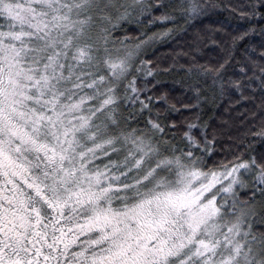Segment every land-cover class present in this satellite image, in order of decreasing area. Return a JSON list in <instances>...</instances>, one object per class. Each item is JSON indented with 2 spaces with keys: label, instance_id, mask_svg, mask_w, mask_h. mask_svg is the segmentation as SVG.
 Returning a JSON list of instances; mask_svg holds the SVG:
<instances>
[{
  "label": "snow or ice",
  "instance_id": "6c2138e0",
  "mask_svg": "<svg viewBox=\"0 0 264 264\" xmlns=\"http://www.w3.org/2000/svg\"><path fill=\"white\" fill-rule=\"evenodd\" d=\"M0 264H264V0H0Z\"/></svg>",
  "mask_w": 264,
  "mask_h": 264
},
{
  "label": "trees",
  "instance_id": "16d2710c",
  "mask_svg": "<svg viewBox=\"0 0 264 264\" xmlns=\"http://www.w3.org/2000/svg\"><path fill=\"white\" fill-rule=\"evenodd\" d=\"M211 2L216 3L217 5H221L224 0H211ZM227 17V13L223 12L222 9H218L216 13H210L209 18L205 19L203 21V25H197V28L194 30H190V31H199V29L201 27L204 28H209V27H220V24L223 23L226 26H228L229 30L231 31L232 28L234 26L237 25V22L231 19H226ZM130 36H136L137 33L135 32H130L129 33ZM259 37H253L252 38V43H259ZM171 49H167V48H162L160 51V56L163 57L166 53L170 52ZM201 55L205 58V59H210L213 57H216L217 55H219L218 51H211L209 48H205L203 50V52L201 53ZM237 55H239V53H237ZM163 83H164V87L161 88L162 92H167L169 93L170 96V102L172 103H176L179 100H182V96L179 92H173L172 91V81L170 77H162L161 78ZM177 107H180V104L177 103ZM185 115H188L187 113H185ZM227 117H225L226 119ZM178 122H180L178 120ZM257 147H259V144L257 143Z\"/></svg>",
  "mask_w": 264,
  "mask_h": 264
}]
</instances>
